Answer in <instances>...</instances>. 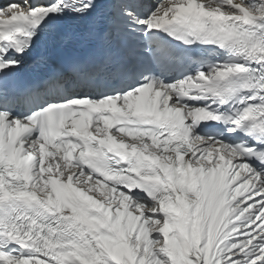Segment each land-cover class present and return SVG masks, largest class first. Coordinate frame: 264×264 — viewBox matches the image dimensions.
<instances>
[{"label":"snow or ice","instance_id":"1","mask_svg":"<svg viewBox=\"0 0 264 264\" xmlns=\"http://www.w3.org/2000/svg\"><path fill=\"white\" fill-rule=\"evenodd\" d=\"M0 264H264V0L0 4Z\"/></svg>","mask_w":264,"mask_h":264}]
</instances>
